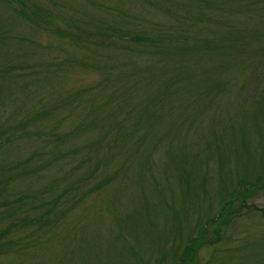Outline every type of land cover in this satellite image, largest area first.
I'll list each match as a JSON object with an SVG mask.
<instances>
[{
	"label": "trees",
	"instance_id": "1",
	"mask_svg": "<svg viewBox=\"0 0 264 264\" xmlns=\"http://www.w3.org/2000/svg\"><path fill=\"white\" fill-rule=\"evenodd\" d=\"M263 196L264 0H0V264H264Z\"/></svg>",
	"mask_w": 264,
	"mask_h": 264
},
{
	"label": "rangeland",
	"instance_id": "2",
	"mask_svg": "<svg viewBox=\"0 0 264 264\" xmlns=\"http://www.w3.org/2000/svg\"><path fill=\"white\" fill-rule=\"evenodd\" d=\"M233 81L236 82V80L234 79ZM239 81L240 80L238 79V82ZM222 102L224 103L216 110L215 113L210 112L209 116L206 114V117H205L206 120H208L209 118L213 119V123H215L216 125V127H214L216 134L218 133L222 134L223 132L227 133L229 129H232V127L236 125L235 124L236 123V119H235L236 113L232 112V109H230V105H232L233 103L230 97H227ZM206 120L202 119L199 122V125L197 126V128L194 131L193 130L191 131L190 135L192 136L187 142L188 147L198 145L199 143L198 139L200 138V133L208 125L205 122ZM216 138L217 139L215 141L213 140V144H215V146H211L208 152L206 153L204 152V155H207L210 157H217L218 152L221 155L224 154L225 152L224 147L228 145V141L225 138L224 139L222 137L220 138L219 134L217 135ZM222 157H225L226 160L232 159V157H226V155ZM255 202L256 204L259 205V207L264 208V196L258 197L255 200ZM123 203H125V201H123L120 205L122 206ZM101 208H103L102 210L105 212V216H106L107 208L106 207H101ZM99 211L100 209L94 205H90V207L87 206L78 224L79 228L81 229L83 228V231L78 236L81 237V235H83L85 238L88 239L92 235H95L93 236V238L95 239V242L93 243H95L96 245L95 247L99 250L98 251L95 250V252H92V253L72 252V257H70L68 261L69 264H121V257L123 256L124 250H122L121 247H118L117 246L118 244H116V242L111 243L109 239L107 238V235H109L107 223L104 221L103 218L101 219L97 218V215L99 216L102 213ZM141 234L142 233H138L137 238L134 237V241L140 242L141 244L148 242L145 236ZM93 238L91 240H93ZM133 244H130V245H133ZM92 247H93V244H92ZM51 252H54V250H52ZM247 252H250V251H247ZM45 255L48 256V253ZM32 263L33 262L28 263V264H32ZM41 264H50V263H46L44 261Z\"/></svg>",
	"mask_w": 264,
	"mask_h": 264
}]
</instances>
